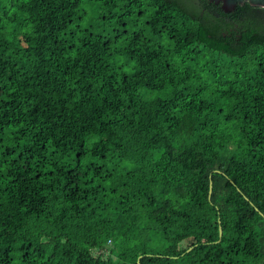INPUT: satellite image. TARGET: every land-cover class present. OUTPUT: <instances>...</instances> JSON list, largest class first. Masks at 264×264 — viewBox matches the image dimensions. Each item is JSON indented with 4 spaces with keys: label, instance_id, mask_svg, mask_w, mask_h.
I'll list each match as a JSON object with an SVG mask.
<instances>
[{
    "label": "trees",
    "instance_id": "16d2710c",
    "mask_svg": "<svg viewBox=\"0 0 264 264\" xmlns=\"http://www.w3.org/2000/svg\"><path fill=\"white\" fill-rule=\"evenodd\" d=\"M0 264H264V8L0 0Z\"/></svg>",
    "mask_w": 264,
    "mask_h": 264
},
{
    "label": "water",
    "instance_id": "95a60500",
    "mask_svg": "<svg viewBox=\"0 0 264 264\" xmlns=\"http://www.w3.org/2000/svg\"><path fill=\"white\" fill-rule=\"evenodd\" d=\"M210 3H213L215 5H220L221 9L224 13L230 14L232 13L235 8L238 5H243L245 2H247L249 5L254 6V7H260L264 8V0H209ZM212 192V183L210 182L209 186V197ZM222 235V230L219 228V238ZM189 249L188 251H190Z\"/></svg>",
    "mask_w": 264,
    "mask_h": 264
},
{
    "label": "bare ground",
    "instance_id": "6f19581e",
    "mask_svg": "<svg viewBox=\"0 0 264 264\" xmlns=\"http://www.w3.org/2000/svg\"><path fill=\"white\" fill-rule=\"evenodd\" d=\"M222 236V235H221ZM221 238V237H220ZM220 238H219V240H218V243L220 242Z\"/></svg>",
    "mask_w": 264,
    "mask_h": 264
},
{
    "label": "rangeland",
    "instance_id": "374dc122",
    "mask_svg": "<svg viewBox=\"0 0 264 264\" xmlns=\"http://www.w3.org/2000/svg\"><path fill=\"white\" fill-rule=\"evenodd\" d=\"M88 12H90V10Z\"/></svg>",
    "mask_w": 264,
    "mask_h": 264
}]
</instances>
